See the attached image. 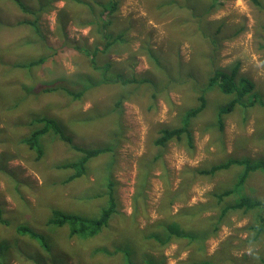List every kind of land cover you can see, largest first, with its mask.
Wrapping results in <instances>:
<instances>
[{"label": "rangeland", "instance_id": "obj_1", "mask_svg": "<svg viewBox=\"0 0 264 264\" xmlns=\"http://www.w3.org/2000/svg\"><path fill=\"white\" fill-rule=\"evenodd\" d=\"M21 1L35 13L0 0V252L11 243L3 264H123V246L139 264L147 259L192 264L198 255L186 249L199 244L210 264H258L264 258V232L247 243L253 232L246 227L264 226V203L229 212L210 236L200 226L221 206L214 199L211 207L208 192L231 187L241 167L232 164L208 178L188 173L228 158L264 164V105L238 104L220 126L217 110L233 94L208 84L205 75L213 67L238 63L237 74L253 81L264 103V0L260 6L217 0L205 27L199 0H118L108 27L126 40L107 47L97 32L107 0ZM35 17L37 30L24 22ZM116 74L132 81L121 85L112 81ZM199 94L205 104L189 117L191 143L182 136L156 145L159 130L181 125ZM41 116L54 119L73 144L108 149L85 163L84 174L67 180L74 169L58 165L77 161L81 152L52 130L38 139L39 157L22 142L42 125L36 120ZM109 183L117 206L96 236L69 237L67 225L46 223L53 209L97 216ZM238 190L264 201V171L251 172ZM186 218L188 228L205 238L190 242L174 236L166 244L155 239L164 234V224L165 230L170 224L180 229L176 220ZM18 225L43 236L47 248L18 234ZM101 246L108 252L96 250Z\"/></svg>", "mask_w": 264, "mask_h": 264}, {"label": "trees", "instance_id": "obj_2", "mask_svg": "<svg viewBox=\"0 0 264 264\" xmlns=\"http://www.w3.org/2000/svg\"><path fill=\"white\" fill-rule=\"evenodd\" d=\"M21 10L25 12L35 13L32 9L28 8L21 0H13ZM257 6L261 5L260 0H251ZM217 0H199L198 2V13L200 17V22L202 21V27L206 25L203 24L205 17L218 6ZM118 6V0H107L105 3L101 4V15L103 19L100 23V29H97L98 34L104 40V44L107 47L111 43L115 41H125L126 38L124 37V33H118L113 35L114 33L109 31L108 25L111 22V17L115 13V10ZM28 25H32L35 30L38 29L36 23V17L33 21L25 20ZM207 33V31H206ZM206 33L202 36L204 39ZM120 39V40H119ZM148 57L150 60L155 61L156 65H159V60L156 58L154 51L150 47H145ZM43 59L40 58L37 61H30V64H37L41 62ZM110 64H106V68L109 69ZM238 71V63L232 65L229 69L225 67H213L205 73L207 76L208 84H216L219 89L224 93L233 94V97L228 101L225 106H219L217 110V121L218 124L221 126L223 117L228 112L234 109L236 105H241L244 109L247 106L253 105L255 102H259L260 104L264 103L259 99L258 92L253 91L254 83L247 77L240 76L237 74ZM108 80V75L106 77ZM145 79H139L138 82H143ZM112 81H117L121 85L132 81L127 78H122L121 75L116 74V78L112 79ZM123 99V97L121 98ZM122 100H118L117 105L121 103ZM205 104V98L203 94H199L197 96V104L191 107L189 110H186L184 113L181 125L172 128H161L159 130V135L155 138L154 143L160 147H163L168 141L173 139H180L182 136H185L188 143H191L192 136L191 132L188 128V120L189 117L195 116L198 112H200ZM37 121L41 122L42 125L38 128L31 130L30 134L22 138V142L28 146L29 149L35 151L37 153V157L41 156L42 151L38 145V139L40 136L44 135L48 131L52 130L55 134H57L61 139L67 141L72 145V147L79 152L82 153V156L73 162H67L59 164L58 166L64 168H72L74 172L70 174L67 180H71L75 177L81 176L85 173V163L93 156L99 154L107 150L108 148H84L72 143V139L69 135L65 134L59 124L52 118L47 116H41L36 118ZM232 164H237L241 167V173L237 179V181L231 187H224V188H216L208 192V198H210L211 207L213 206L214 199L217 204H221L220 208L218 209L217 214L207 215L203 219V224L200 225L205 227L208 236L214 233L218 226L223 222L226 215L231 211H249L254 207H258L261 205V202L264 201L256 200L254 198H249L245 196L242 192L238 190L239 186L245 181V179L250 175L251 172L256 170L264 171V164L260 162L251 161L247 158H228L224 161L218 163H210L204 165L202 167H196L191 169L188 173L192 178L194 176H201V177H212L218 174L219 171L229 168ZM184 173V172H183ZM192 173V174H191ZM238 195L234 201H228L227 198L230 196ZM107 202L105 205H102L99 213L97 216H89L84 215L81 213H77L76 211H61L58 209H53L51 211L50 217L47 219V224H52L56 226H68V236L69 237H77V238H91L99 234L105 227L108 226L112 213L115 212L117 201L116 197L113 195V188L112 184H108V191H107ZM188 208L186 209V214L188 215L189 212ZM201 211V207H198L196 211V215ZM1 217V213H0ZM264 220V217H262ZM2 219V218H1ZM5 221L4 219H2ZM187 218L184 220H176L177 224L180 226V229L177 228L175 225L170 224L169 227L165 230V225H163L162 233H156L155 239L162 243H168L171 238L174 236L181 237V238H188L190 237L189 241L191 242L193 239L198 238H205V233L202 231L193 232L187 226ZM16 231L20 235H26L30 239L36 240L39 245L43 248H47V244L40 234L35 232L34 230L30 229V227L25 225H18L15 227ZM253 232V235L249 233L245 239L247 243H254L264 232V226H257L254 224H250L246 227ZM207 236V237H208ZM146 237V236H145ZM149 237V236H148ZM204 239H202V242ZM5 244V243H1ZM6 247L11 246V243L5 244ZM14 246L15 243L13 244ZM0 252V264H3L4 260V250ZM120 252L123 255L121 258L124 263L123 264H139L134 262L131 259V248L129 246L120 247ZM96 250H101L103 252H108L107 249L103 246L97 248ZM114 252L116 249H114ZM187 252L190 253L192 250L194 251V255H198L196 261H191L192 264H210L208 257L205 256V247L203 244H199L196 248L192 249V247H187ZM113 254V253H112ZM193 255V257H194ZM226 257V254H224ZM230 259H234L230 257ZM192 260V258H190ZM79 264V263H78ZM143 264H159L154 260L147 259ZM247 264H249L247 262ZM258 264H264V258H259Z\"/></svg>", "mask_w": 264, "mask_h": 264}, {"label": "bare ground", "instance_id": "obj_3", "mask_svg": "<svg viewBox=\"0 0 264 264\" xmlns=\"http://www.w3.org/2000/svg\"><path fill=\"white\" fill-rule=\"evenodd\" d=\"M120 24V23H119ZM120 40V39H119ZM121 41V40H120ZM97 47V46H96ZM122 47V46H121ZM56 53V52H55ZM52 55V54H51ZM47 57V56H46ZM15 93V92H14ZM7 95V94H6ZM44 103V102H43ZM44 106V105H43ZM35 113V112H34ZM16 115V114H15ZM168 116V115H167ZM166 116V117H167ZM12 117V116H11ZM1 141V140H0ZM125 200V199H124ZM127 200V199H126ZM145 203V202H144ZM109 242V241H108ZM146 248V247H145ZM150 251V250H149Z\"/></svg>", "mask_w": 264, "mask_h": 264}]
</instances>
